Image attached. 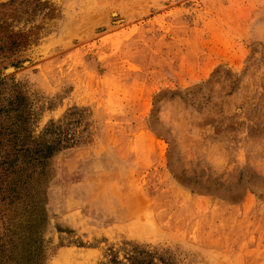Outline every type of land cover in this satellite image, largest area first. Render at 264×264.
Returning <instances> with one entry per match:
<instances>
[{"label": "rangeland", "instance_id": "obj_1", "mask_svg": "<svg viewBox=\"0 0 264 264\" xmlns=\"http://www.w3.org/2000/svg\"><path fill=\"white\" fill-rule=\"evenodd\" d=\"M0 264H264V0H0Z\"/></svg>", "mask_w": 264, "mask_h": 264}]
</instances>
